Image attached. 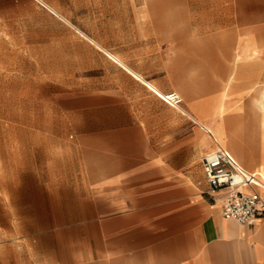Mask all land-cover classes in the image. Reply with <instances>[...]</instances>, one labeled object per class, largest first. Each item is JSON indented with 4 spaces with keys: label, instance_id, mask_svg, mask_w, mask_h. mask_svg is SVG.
Instances as JSON below:
<instances>
[{
    "label": "crops",
    "instance_id": "crops-1",
    "mask_svg": "<svg viewBox=\"0 0 264 264\" xmlns=\"http://www.w3.org/2000/svg\"><path fill=\"white\" fill-rule=\"evenodd\" d=\"M177 3L10 0L65 95L63 117L42 121L43 165L22 190L36 191L35 213L50 207L57 231L83 239L72 264H264V217L225 219L200 163L211 137L237 163L219 141L235 135L246 102L227 114L224 95L257 77L264 96V56L242 36L258 30L264 45V0ZM169 91L178 107L160 97ZM253 149L264 178V137Z\"/></svg>",
    "mask_w": 264,
    "mask_h": 264
},
{
    "label": "rangeland",
    "instance_id": "rangeland-1",
    "mask_svg": "<svg viewBox=\"0 0 264 264\" xmlns=\"http://www.w3.org/2000/svg\"><path fill=\"white\" fill-rule=\"evenodd\" d=\"M9 4L10 0H0V264H72L83 247V239L67 236L76 232L57 231L50 207H38L39 212L35 213L36 191L22 190V184L33 180L29 173L35 165H43L37 137L51 126L42 121L63 117L59 104L65 95L45 76L49 63L37 60L42 56L27 44L33 39L22 28V15L9 10ZM242 36L249 38L247 53L264 56L258 30L246 29ZM251 81H257L255 87L236 84L224 95L228 106L225 113L233 114L235 107L249 101L252 95L259 96L258 78L252 77ZM261 81L264 90V77ZM246 89L250 92L242 93ZM252 123L245 120L241 139L248 150L245 163L254 172L258 158L253 148L264 136L251 131ZM209 142L212 148L217 146L213 137ZM201 175L203 178L202 171ZM36 216L44 220L35 221ZM57 233L61 236H55Z\"/></svg>",
    "mask_w": 264,
    "mask_h": 264
},
{
    "label": "built area",
    "instance_id": "built-area-1",
    "mask_svg": "<svg viewBox=\"0 0 264 264\" xmlns=\"http://www.w3.org/2000/svg\"><path fill=\"white\" fill-rule=\"evenodd\" d=\"M160 97L174 107L182 102L174 91L162 93ZM200 163L208 185L205 194L211 202L219 205L225 219L253 224L264 217V193L246 191L245 187L254 182L248 179L224 148L215 147L205 151Z\"/></svg>",
    "mask_w": 264,
    "mask_h": 264
},
{
    "label": "bare ground",
    "instance_id": "bare-ground-1",
    "mask_svg": "<svg viewBox=\"0 0 264 264\" xmlns=\"http://www.w3.org/2000/svg\"><path fill=\"white\" fill-rule=\"evenodd\" d=\"M253 84L254 83H252V85ZM258 95H259V93H258ZM242 96H244V95H242ZM243 111H244L243 112L244 113L243 121H242V124L239 127V129L235 132V135H233L229 138H226V140H224L225 141L224 144L219 145V146H223V147L230 149L232 154L235 156V158L237 160L238 166L245 173V175L248 177V179H250L251 181L257 183L259 186L264 188V178H262V176L260 177L256 173L252 172L246 165L247 161H245V154L248 155V153H247L248 150L246 148V142L241 139V134H242L244 127H245L244 126L245 120L253 121V123L251 124L252 125V128H251L252 132L253 131L254 132L259 131L264 136V96L262 98H260V95L258 97L252 95V97L249 99V101L246 102ZM228 139L230 141H228ZM254 156H255V154H254ZM250 160H252V159H250Z\"/></svg>",
    "mask_w": 264,
    "mask_h": 264
}]
</instances>
